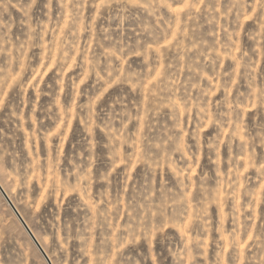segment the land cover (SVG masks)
Wrapping results in <instances>:
<instances>
[{
	"label": "rangeland",
	"instance_id": "1",
	"mask_svg": "<svg viewBox=\"0 0 264 264\" xmlns=\"http://www.w3.org/2000/svg\"><path fill=\"white\" fill-rule=\"evenodd\" d=\"M0 182V264H264V0H0Z\"/></svg>",
	"mask_w": 264,
	"mask_h": 264
},
{
	"label": "water",
	"instance_id": "2",
	"mask_svg": "<svg viewBox=\"0 0 264 264\" xmlns=\"http://www.w3.org/2000/svg\"><path fill=\"white\" fill-rule=\"evenodd\" d=\"M0 191H1V193H3L4 195V197L10 202V200H9V198L6 196V194H5V192L3 191V189L1 188V186H0ZM20 217V216H19ZM20 220L22 221V223L24 224V226H25V228H26V230L28 231V233L31 235V237H32V239H33V241H34V243L37 245V247L41 250V248H40V246H39V244H38V242H37V240L35 239V237L33 236V234H32V232L30 231V229L28 228V226L26 225V223L24 222V220L20 217ZM43 254V256L45 257V255H44V253H42ZM46 259H47V257H46Z\"/></svg>",
	"mask_w": 264,
	"mask_h": 264
},
{
	"label": "bare ground",
	"instance_id": "3",
	"mask_svg": "<svg viewBox=\"0 0 264 264\" xmlns=\"http://www.w3.org/2000/svg\"><path fill=\"white\" fill-rule=\"evenodd\" d=\"M0 186H1V188L3 189V191L7 194L6 196L8 197L9 196V198H10V200H12L11 199V197H10V195L8 194V192L6 191V189H5V187L1 184V182H0ZM3 194V193H2ZM4 195V194H3ZM13 202V201H12ZM14 203V202H13ZM15 207H16V205H15ZM24 219V218H23ZM25 220V219H24ZM27 223V222H26ZM27 225H28V223H27ZM28 227H30L29 225H28ZM31 229V228H30ZM32 230V229H31ZM33 232V231H32ZM34 233V232H33ZM34 235H35V233H34ZM31 237V236H30ZM35 237L37 238V236L35 235ZM31 240H32V237H31ZM37 240L39 241V239L37 238ZM34 242V241H33ZM40 242V241H39ZM41 244V243H40ZM41 247H43V246H41ZM42 249V248H41ZM44 250V249H43ZM46 251V250H45ZM46 253V252H45ZM42 254V253H41ZM49 256V255H48ZM48 256H46V257H48ZM50 257V256H49ZM49 257H48V259H49ZM51 259V258H50ZM47 260V259H46ZM50 262V261H49ZM52 263V262H51ZM53 264V263H52Z\"/></svg>",
	"mask_w": 264,
	"mask_h": 264
}]
</instances>
